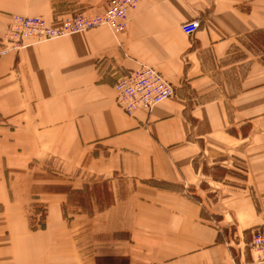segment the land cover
I'll return each instance as SVG.
<instances>
[{
  "label": "crops",
  "instance_id": "obj_1",
  "mask_svg": "<svg viewBox=\"0 0 264 264\" xmlns=\"http://www.w3.org/2000/svg\"><path fill=\"white\" fill-rule=\"evenodd\" d=\"M107 2L0 0V38L13 15L58 26ZM255 35L264 47V0H141L124 32L98 26L0 55V264H253L264 226ZM144 64L175 93L128 114L115 83ZM92 179L111 203L69 213Z\"/></svg>",
  "mask_w": 264,
  "mask_h": 264
},
{
  "label": "built area",
  "instance_id": "obj_2",
  "mask_svg": "<svg viewBox=\"0 0 264 264\" xmlns=\"http://www.w3.org/2000/svg\"><path fill=\"white\" fill-rule=\"evenodd\" d=\"M141 0H108L102 13L88 16L76 13L64 18L58 26L49 25L40 16L13 15L5 33L0 38V55L13 50L19 51L32 44L74 32L108 26L115 33L126 31L129 15ZM201 27V19L193 18L181 24L184 33L192 35ZM117 104L128 114L139 108L151 109L175 93L173 84L155 67L141 65L137 69L119 76L115 83ZM254 253L253 264H264V226L257 229L250 242ZM149 264H174L172 261H154Z\"/></svg>",
  "mask_w": 264,
  "mask_h": 264
},
{
  "label": "rangeland",
  "instance_id": "obj_3",
  "mask_svg": "<svg viewBox=\"0 0 264 264\" xmlns=\"http://www.w3.org/2000/svg\"><path fill=\"white\" fill-rule=\"evenodd\" d=\"M260 38H257V36L255 35V40H253L254 42L252 44V47L255 53V57L259 56L264 59V47H262L261 45ZM91 186H93L92 189L89 188ZM111 197L112 196L109 191L107 181L102 179H92L91 183L88 184V187L76 192L73 195V200L69 202L68 211L69 213H76L80 210L93 212L95 211L93 210V208H98L100 206L104 207L108 203H111ZM45 210L46 209L43 204H37L35 209L30 211L31 222L33 223V225L36 226L39 222L43 221L44 217L46 216Z\"/></svg>",
  "mask_w": 264,
  "mask_h": 264
},
{
  "label": "trees",
  "instance_id": "obj_4",
  "mask_svg": "<svg viewBox=\"0 0 264 264\" xmlns=\"http://www.w3.org/2000/svg\"><path fill=\"white\" fill-rule=\"evenodd\" d=\"M45 212H46V210H45ZM32 225H33V223H32ZM44 225H45V217H44L43 221L39 222L36 226L33 225V227L34 228L44 227Z\"/></svg>",
  "mask_w": 264,
  "mask_h": 264
},
{
  "label": "bare ground",
  "instance_id": "obj_5",
  "mask_svg": "<svg viewBox=\"0 0 264 264\" xmlns=\"http://www.w3.org/2000/svg\"><path fill=\"white\" fill-rule=\"evenodd\" d=\"M171 97V96H170ZM116 103H117V100H116ZM118 105V104H117ZM119 106V105H118Z\"/></svg>",
  "mask_w": 264,
  "mask_h": 264
}]
</instances>
